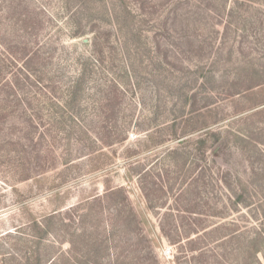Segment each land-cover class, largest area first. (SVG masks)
<instances>
[{"label": "rangeland", "instance_id": "rangeland-1", "mask_svg": "<svg viewBox=\"0 0 264 264\" xmlns=\"http://www.w3.org/2000/svg\"><path fill=\"white\" fill-rule=\"evenodd\" d=\"M258 232L264 0H0V264H254Z\"/></svg>", "mask_w": 264, "mask_h": 264}, {"label": "trees", "instance_id": "trees-1", "mask_svg": "<svg viewBox=\"0 0 264 264\" xmlns=\"http://www.w3.org/2000/svg\"><path fill=\"white\" fill-rule=\"evenodd\" d=\"M144 172L145 171L143 168L137 167L135 169V173L138 175H142V174H144ZM107 195H111V198H113L111 200V202H113L114 204L120 203L121 200H127L128 199V197L126 195V191L123 188L111 189V191H109L107 193ZM119 215H122V214H118L117 219L119 218ZM128 217H131V219H130V221H128V225H127V230L130 231L129 228L133 224V218L136 219V217H134L133 213L129 214ZM55 218L56 217L54 215L51 217V219H55ZM118 223H119V221H117V222L115 221V223H113V225H112V230H114V233L120 227V225ZM66 227H68V226H66ZM168 236L170 237V235H168ZM71 243L73 244L72 247L74 248L75 252L78 253L80 251V249L78 248V243H80V241H77L75 244H74V241ZM253 243H254V245H253V249L251 250L250 258L252 257V260L254 259V264H261L262 262L260 260V255L264 258V234L258 232L257 238H255L253 240ZM89 244H90V242L84 243V245L88 248L86 251H88L90 249ZM250 247L251 246L249 245L248 248H250ZM193 250H197V248L193 249ZM94 257H97L96 254ZM245 262H248V260ZM91 264H99V263L97 261H95V262H92Z\"/></svg>", "mask_w": 264, "mask_h": 264}, {"label": "built area", "instance_id": "built-area-1", "mask_svg": "<svg viewBox=\"0 0 264 264\" xmlns=\"http://www.w3.org/2000/svg\"><path fill=\"white\" fill-rule=\"evenodd\" d=\"M162 255L166 259H174V251L171 247L165 248L162 252Z\"/></svg>", "mask_w": 264, "mask_h": 264}, {"label": "water", "instance_id": "water-1", "mask_svg": "<svg viewBox=\"0 0 264 264\" xmlns=\"http://www.w3.org/2000/svg\"><path fill=\"white\" fill-rule=\"evenodd\" d=\"M83 42H84V43H86V42H87V40H84Z\"/></svg>", "mask_w": 264, "mask_h": 264}]
</instances>
